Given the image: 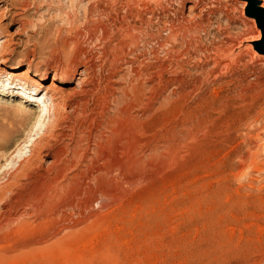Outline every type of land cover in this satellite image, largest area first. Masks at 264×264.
I'll use <instances>...</instances> for the list:
<instances>
[{
    "label": "rangeland",
    "instance_id": "374dc122",
    "mask_svg": "<svg viewBox=\"0 0 264 264\" xmlns=\"http://www.w3.org/2000/svg\"><path fill=\"white\" fill-rule=\"evenodd\" d=\"M160 3L181 25H198L194 36L202 41L205 57L193 52L198 61L184 67L191 76L177 75L173 68L184 62V47L163 31L165 18L142 34L134 28L140 11L149 8L160 15ZM243 11L235 0H0V90L6 94L0 96V129L9 135L0 139V264H264V77L258 82L256 75L264 74V68L255 69L264 61L251 42L249 50L242 48L245 38L252 35L253 42L258 34ZM143 34L158 39L144 46L141 42L134 51L131 37ZM241 50L250 56L246 67L238 65L242 54L230 57ZM160 62L169 79L199 74L206 84L203 93L186 97L193 108L188 117L178 107L158 123L128 125L119 117L122 101L133 102L130 114L141 117L148 98L134 102L128 87L134 71L154 69ZM26 70L58 98L51 118L44 112L37 128L43 132L54 123L46 141L55 143L54 131L67 132L62 127L66 114L86 105L81 130L100 137L92 142L101 143L103 152L99 148L102 157L94 160V172L103 164L111 170L106 177L96 172L93 177H101L105 188L85 177L80 189L66 197L61 193L63 201L55 195L38 199V175L50 169L53 157L39 151L33 161L18 162L17 150L25 149L23 158L29 156L25 142L37 134L31 133L37 121L5 103L16 101L10 96L23 89L2 87L8 81L19 83L11 76ZM176 92L173 86L167 96ZM42 98L34 97L38 102ZM29 108L40 113L36 106ZM103 114L113 119L111 125L100 123ZM197 120L212 150L184 142L186 132L177 124ZM242 157L255 158L262 172H251L248 163L241 167ZM10 214H18L16 220L4 224Z\"/></svg>",
    "mask_w": 264,
    "mask_h": 264
},
{
    "label": "bare ground",
    "instance_id": "6f19581e",
    "mask_svg": "<svg viewBox=\"0 0 264 264\" xmlns=\"http://www.w3.org/2000/svg\"><path fill=\"white\" fill-rule=\"evenodd\" d=\"M147 1H154V2H156V0H147ZM163 1H165V0H163ZM261 1H262V6L264 7V2H263V0H261ZM166 2H168V1H166ZM161 4L162 3L159 4L160 8H162L161 9L162 10V13L160 15L156 14L154 12V10L149 9V8H146V9L140 11L137 14V16H138V18H137V24L138 25L137 26L134 25L135 26L134 28L137 29L138 31H140V34H142V33H145V29L148 28V30H149V29H152V27H154V26H152L153 25V21L154 22L157 21V19H160V17L165 18L167 20V22L165 21L166 23H165V28L163 29V31H166L169 34L168 36L170 38H173L176 43L177 42H180L181 45L184 47V52L181 54V59L184 62H182V63L177 62L175 64V66H173V68H174L175 71H177V75H179L178 74L179 72H181L180 74H182V72H183L185 74V77L187 75L188 76H191L190 72L188 70L184 69L185 65H187L188 62L189 63L192 62V60H194V59H196V61H198L197 60V57L195 58V57L192 56V54H194L193 52L201 53L202 54L201 56H203L204 53H205V50H203L204 45H203L202 41L199 40L198 38H196L194 36V33L196 32V29L194 27L195 26H198V25H196L195 23H194L195 25H193V24L190 23L191 24V27L190 28L181 25L180 24L181 22H179L180 20H178L176 18H170L169 17V15L167 14V10H165L166 8L163 5H161ZM120 11H123V10L121 9ZM129 15H130V13H129ZM131 19H132V16H131ZM122 21H125V20H122ZM250 25L254 26V22L251 21V24ZM157 28H158V26H157ZM259 36L260 35L258 33L254 37H255V39H258ZM251 37H252V35L249 36L248 38H245L244 39L243 46H242L243 50H245V48H247L249 50V47H248L247 43L251 42V40L249 39ZM131 38H132L131 41L133 43V47L132 48L135 49L134 51H136V50L138 51V49L140 48L139 47V43L142 42V46H144L143 44H146V42L149 43L151 41H156L158 39V38L157 39L156 38H153V35H149V34H145V35L143 34L142 36L135 35V37L133 36ZM173 39H171V40H173ZM163 41H164V39L162 40V43H163ZM124 44L125 45H123V46H126V43H124ZM152 44H154V43H152ZM157 45L159 47H161V42L158 43ZM232 47L233 46H232L231 43L228 44V48L229 49H231ZM243 53L244 52H242V50H241L238 53H235L234 56L231 55L230 57L234 58L235 56H239V55L242 54L241 57L239 56L240 59L238 61V65L240 64L242 67H246L247 62L250 63L249 62L250 56H248L246 53L245 54H243ZM186 57H189V60H186L185 61V58ZM203 57H205V56H203ZM259 57L261 58L260 60H263L264 61V56H259ZM248 58H249V60H248ZM212 63H215L217 65V66H215L216 68L219 67V65H218L219 63H218L217 60H213ZM263 66H264V63H260V65H258L257 68H255V69H261V71H262L263 68H264ZM140 67H142V66H140ZM140 67L137 68L138 70H135V71L133 70L135 72L134 78H133L134 80H131L133 82H132V84L130 83V85L128 87H129V89H131L132 93H134V95H135V99H134L135 101L134 102L142 101V98L143 97H146L148 95L147 102H146V104H144L145 106L143 107V105H142L143 108L140 107L141 108L140 110H142L140 112L141 117L140 116L139 117H135L132 114H130V111H129V108H128V104L129 103H133V102H129V98H127L128 99V102H129L128 103L126 101V97H124L125 95L123 96V100L125 99V101L128 104H125L122 101V104H124V105L121 107V110L119 111V113H120L119 114V117H122V120L123 121H126L128 123V125H131L132 124V126L134 125L136 127L139 126L143 122H144L143 124L145 125V123H146L145 121H148V120H153L154 122L158 123L157 121H159L161 119L164 120L165 117H168L173 111L175 112V110H179V108H180L179 111H181L184 115H187V117H188V115L192 112L193 108L191 106H189L188 101H185L187 99L186 97L189 98V95H194V94L199 95V94H202L203 93L202 92L203 91V88L206 86L205 82H203V79L198 78L199 74L198 75L194 74L195 77L193 79H189L188 77H187V79H184V78L181 79L182 77H180V79H178V78H171V79H169V78L166 77L167 67H166L165 63H163V62H160V63L156 64V67L154 68L155 70L153 68H150L149 70H140L139 69ZM209 69L211 70L212 67L209 68ZM209 69L207 71H209ZM221 69H222V72L221 73L226 72L227 69H228V64H226L224 66H221ZM256 75H258V82L259 81L261 82V78L264 77V74L263 73H260V74H256ZM216 76L217 75H215V78H216ZM11 77H12V79H14V78L18 79V82L19 83L14 84L13 82L8 81L9 82V85L3 83L2 87L7 88L8 90L11 89V88L13 90L14 89H17V90H22L23 89V92L21 91L22 94H20L18 92L17 93H13L14 95L12 94L13 96H10V97H12L11 99L17 98L16 101H8V102H5V103H7L8 105H10V107L12 106V107L16 108L15 111H17L18 113H22L26 117H30V116L32 117L33 116V119L34 120L36 119V121H37L36 124L34 125V127L31 130L32 131L31 132L32 134L34 132H36V131H37V134L31 135L30 139L25 142L27 144V146L25 145L24 148H28L29 149V156L23 158L24 156H26L25 153H24L25 149H24V151L22 149L21 150H17L18 151V153H17L18 155H17L16 158L19 160L18 162L22 166L26 162L33 161L35 159L37 153H39V151L49 152V153L52 154V157H53V164L50 167V169L47 170V171H42V172L40 171V173L38 175V181H37L36 184L40 188V191H41V193H38L37 194L38 189H39L37 187V192L36 191L35 192H36L37 195H40L38 199L44 198L46 200L48 197L50 198V195H52V197H53V195L59 196V197L61 196L62 197L63 196L62 195L63 193L65 195L67 192H71V191H74V190H78L81 187V183H82V182H80L81 179H83L85 177H91V179L96 180L97 182H99L100 184H102V186H104L103 185V182L104 181L102 182V178L99 177V176L98 177L96 176V178H94L93 177V174L95 172L97 173V175H98V173H100V174L101 173L102 174L105 173V175L104 174L103 175L106 177V174H108L111 169L109 167H107V166H104V164H103L102 165V169L101 168L99 169L97 167L99 170L96 169L98 171H95L94 172V168H93L94 167V163L97 162L98 159H100L102 157V156L100 157V151H99V148L101 147L100 146L101 143L100 144H96V146L93 145L94 142H98V137L99 136H97L95 133H92V132L86 134V132H82V130H81L82 127H83V124H84L83 122L84 121L81 122L79 119H81V114L82 113H86L85 112L86 111L85 110L86 105L83 103V104H79L78 106L76 105V107H74V108H72V106H71L70 108H72V111H70V112L72 114H70L68 112L69 114L67 113L66 114V117L65 118L63 117L65 120H63V124L64 125L62 127L67 128L66 129L67 132L66 133L63 132L62 134L56 135L57 132L54 131L53 137L54 136H57L55 138L56 139L55 140L56 142L55 143H52L51 142L52 140L51 141H46V138H48L50 136L49 134H50L51 130L54 128L53 127L54 126L53 125L54 123L51 124V122H50L49 125L43 130V132H41L42 129L37 130V128H39L41 119H43V117L41 115L44 112L46 114V117L51 118L52 110H53V108L58 103L57 96L54 95V94H51V89L50 88H48V87L46 88V87H43V86L38 85L37 84V81H36V77L33 76V74H31L28 70H26L25 72L16 73V74L12 75ZM202 78H203V76H202ZM205 80H207V79H205ZM214 80L213 81H208L207 82L208 83L207 85L208 86H210V85L212 86L214 84ZM14 85L15 86L17 85L18 88H16V87L13 88ZM173 86H176L177 87L176 94H169L167 96L168 89L171 88V87H173ZM125 89H126V87H125ZM131 91L130 90L127 91V93L130 92L129 93V97H131L130 96ZM123 92H124V90H123ZM5 95L6 94H4V92H1V90H0V96L5 97ZM41 95L43 96V98L41 99L42 101L38 102L37 100L34 99V97H36V96L39 97ZM134 95L132 97H134ZM131 99L133 100V98H131ZM144 100H146V99H144ZM27 103H28V105H27ZM141 103L142 102H140V104ZM29 104L32 105V106H34V107L35 106L38 107L40 109V113L35 112L31 108H29ZM134 106H136V104H134ZM131 108H132V106L130 107V110H131ZM103 111H102V113H103ZM106 112H108V111L106 110ZM138 113H139V110H138ZM82 115H84V114H82ZM106 115H107V113H106ZM102 117L105 118V121L104 120H101V121H103V123L100 121V123L102 125L105 124L107 126V125H111L113 123V119L111 117H109V118L107 117V119H106L105 114H103ZM102 117H101V119H102ZM86 118H88V116ZM81 120H83V119H81ZM129 123H131V124H129ZM121 124H123V123H121ZM96 125H100V124H96ZM177 125H178V127L180 129L181 128L182 129L184 128V131L186 132V135L184 134L185 135V137H184L185 139H183L184 142H185V140L187 142H193V143L198 142V143H201V145H203V147H208V149H207L208 151L209 150H212V148L209 146L210 145L209 142H210L211 139H210L209 135L203 133L204 126L202 125L201 121H198L197 124H193V123L192 124L179 123ZM8 126L10 127V125H8ZM65 126H67V127H65ZM57 127L60 128V126H57ZM129 127H131V126H129ZM2 128L0 129V139H7L9 135L6 132V128H4V129H2ZM103 128H104V126H103ZM179 128H178V130H179ZM137 129H139V128H137ZM119 130H121V129H119ZM174 130H175V128H174ZM108 131L109 130H107V133H108ZM176 131H177V128H176ZM115 132H116V130H115ZM135 132L137 133V131H135ZM180 132H182V130L179 131V134H180ZM103 133H105V132H103ZM171 135H172V133H171ZM175 135H178V134H175ZM121 136H122V134H121ZM27 137L29 138L28 135H27ZM107 137H109V136H107ZM110 138H111V136H110ZM66 139L70 140L72 142V144L71 145H67L68 143H65V140ZM168 139H169V137H168ZM176 139H177V137H176ZM179 139H180V137H179ZM179 139H177V140H179ZM225 140H227V141H225ZM110 141L111 140H109V142ZM224 141L226 142L227 145L229 144V139H224ZM84 142H87V144H88L86 147H83V145H84L83 143ZM92 142H93V144H92ZM105 144H107V143H105ZM167 146L169 147V145H167ZM100 150H101V148H100ZM101 152H102V150H101ZM101 154H103V152ZM248 156H250V154H248ZM16 158H15V160H16ZM95 159H97V161L94 162ZM103 160L106 161L105 159H103ZM241 160H242V166L241 167H243V166L245 167V165L248 163L249 168L252 170L251 172L258 173L260 171L261 167L260 166H255V161H256L255 158H251L250 160H247V158L242 157ZM110 161H112V159ZM88 163H90V164H88ZM106 164L108 165V162ZM89 165H93V166H89ZM97 165H99V164H97ZM107 168H109L110 170L107 169ZM112 170H114V169H112ZM115 172L116 171H114V173ZM260 172H262V171H260ZM105 177H104V179H105ZM108 177H109V175H108ZM107 179H109V178H107ZM111 179H109L108 181H110ZM96 181H94V182L96 183ZM99 183H98V185H99ZM111 183H113V181ZM106 184H107V181H106ZM109 184L110 183L108 182L107 185H109ZM110 186H111V184H110ZM104 188H105V186H104ZM102 190L104 192H106L104 189H102ZM97 195L99 196V194H97ZM97 195L95 193V196H97ZM65 197H66V195H65ZM57 199H58V197H57ZM61 199H62V201L64 200L63 198H61ZM50 200H51V198H50ZM97 200H98V198H97ZM90 201H92V200H90ZM17 215H15V214L14 215H11L10 214L9 216H7V218L4 221V224H7L8 225V224H10V222H12V221L14 222L16 220V218H17ZM18 219H20V218H18ZM4 224H2L3 225L2 227L6 226Z\"/></svg>",
    "mask_w": 264,
    "mask_h": 264
},
{
    "label": "water",
    "instance_id": "95a60500",
    "mask_svg": "<svg viewBox=\"0 0 264 264\" xmlns=\"http://www.w3.org/2000/svg\"><path fill=\"white\" fill-rule=\"evenodd\" d=\"M242 3L243 15L254 22L259 38L251 41V46L256 55L264 56V7L261 0H235ZM250 45V42H249Z\"/></svg>",
    "mask_w": 264,
    "mask_h": 264
}]
</instances>
